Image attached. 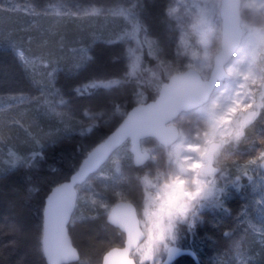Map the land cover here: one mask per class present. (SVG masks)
Returning <instances> with one entry per match:
<instances>
[{
  "label": "trees",
  "instance_id": "1",
  "mask_svg": "<svg viewBox=\"0 0 264 264\" xmlns=\"http://www.w3.org/2000/svg\"><path fill=\"white\" fill-rule=\"evenodd\" d=\"M173 2L0 0V99L37 92L32 70L19 55L22 51L51 68L59 65L57 84L70 110L94 116L89 130L85 126L81 131L63 132L29 164L0 173V264H47L42 248L46 198L78 171L88 153L117 129L130 110L157 99L158 93L137 81L142 69L155 68L158 59L174 60L180 30L169 17ZM126 19L135 26L134 37L123 33ZM136 55L142 63L132 71ZM76 56L78 63L72 66ZM168 80V70L162 66L158 82L165 85ZM103 84L112 86L99 87ZM261 119L264 112L246 130L242 145L249 146L256 136V141L264 144V133L259 136L264 129V125L258 126ZM235 156L241 157L238 153ZM131 160L112 173L109 161L89 183L96 181L99 188L120 193L121 200L114 199L109 207L125 200L135 204L141 214L143 197L137 176L151 170V160L144 168L131 166ZM104 173L107 179H102ZM85 188H79V198ZM213 198L219 203V196ZM243 198L238 195L227 200L224 212H218L219 205L208 207L202 221L191 228L182 226L175 240L178 247L193 250L199 264H216L214 255L228 258L239 250L251 258V264H264V243L256 241L246 222H255L257 213L253 218L244 215ZM108 211L96 218L90 207L80 206L78 200L70 234L81 259L74 264H104L112 250L124 247L125 235L108 224ZM148 239L149 235L143 244H149ZM159 240L151 242L153 247ZM175 264L198 263L184 256Z\"/></svg>",
  "mask_w": 264,
  "mask_h": 264
},
{
  "label": "clouds",
  "instance_id": "2",
  "mask_svg": "<svg viewBox=\"0 0 264 264\" xmlns=\"http://www.w3.org/2000/svg\"><path fill=\"white\" fill-rule=\"evenodd\" d=\"M169 17L180 30L174 60L158 59L155 68L142 69L137 81L158 93L157 103L165 93L173 97L163 121L172 136L151 133L163 150L165 165L137 176L145 235L155 228L161 236L154 244L157 257L167 251L166 241L176 240L182 226H193L205 203L215 196L218 174L226 175L232 162L231 148L245 139L246 130L264 110V0L258 6L252 0H191L190 6L172 9ZM162 66L168 70L167 85L158 82ZM240 74L249 79L233 96L232 85L239 82ZM222 81L229 82L228 91L220 93ZM234 99L248 109L221 124L220 117ZM120 111L115 109L117 114ZM189 143H199L202 152L184 151L181 146ZM183 156L201 159L204 166L183 167L179 163ZM149 160L157 164L160 153L146 151L143 157L132 158L131 166L144 168Z\"/></svg>",
  "mask_w": 264,
  "mask_h": 264
},
{
  "label": "rangeland",
  "instance_id": "3",
  "mask_svg": "<svg viewBox=\"0 0 264 264\" xmlns=\"http://www.w3.org/2000/svg\"><path fill=\"white\" fill-rule=\"evenodd\" d=\"M190 3L191 0H174L171 10L177 7L184 8L190 6ZM252 3L254 6H258L259 0H252ZM123 27L126 28L123 32L126 36H135V26L129 20L123 21ZM119 35L120 33L115 36ZM74 45L76 46V44ZM148 46L151 47V42H149ZM19 55L32 70V74L34 75L33 85L37 92L33 96L19 95L0 99V173H6L22 165L29 164L34 157L40 155L44 148L48 144H52L55 141L54 139L59 137L63 132L67 134L81 131V127L85 126L89 130V126L94 123V116L82 112V114L72 112L66 104V100L57 84L59 65L51 68L49 64H42L34 56L32 59L28 58L22 51H19ZM77 59L76 56V59L72 60L74 63H72V66L78 63ZM141 63L140 56L136 55L133 57L131 70L135 71L139 69ZM239 78L249 79L246 74H240ZM224 82H221L220 86ZM110 86L112 84H103L99 87ZM239 89L235 91L234 96L239 95ZM219 92L223 93L226 91L221 87ZM234 101L220 117L219 122L221 124L229 123L234 114L248 109L247 105H241L235 99ZM217 106H219V102H217ZM263 112L264 110L261 111L260 116ZM262 125H264V119H261L258 123L259 127H262ZM261 133H264V129H261L259 136ZM257 138L258 136L253 137L254 141L249 146L242 145V140L238 145L231 148L232 162L227 166V174L222 176L218 174L217 177L219 190L215 195L220 197L219 203L217 199L213 201L214 198L207 201L202 210H200L199 215L195 218L194 224L199 220L202 221V214L208 207L219 205L220 208H217L218 212H224L227 200L234 199L238 195H244L243 201H245L246 206L244 215L247 218H253V215L257 213L254 216L255 222L246 221L249 222L247 223L248 227L254 231L256 241L264 243V144H259L256 141ZM143 149L153 153H160L158 163L153 164L151 162L150 164L153 172L157 167H164L166 157L157 141H144ZM183 150L188 153H201L202 146L199 143H189L183 146ZM235 153L240 154L241 157L237 158ZM131 159L130 144L127 143L126 146L119 149L112 156L109 162V172L112 173L120 165L126 166ZM185 159L188 162L184 161ZM179 163H182L190 170H192L191 168L197 170L204 166L201 159H192L189 156L181 157ZM105 178L107 179L106 173L102 175V179ZM89 181L84 184L87 191L80 195L79 205L82 207L89 206L97 218L102 211H108L111 208L109 207L111 201L114 199L117 201L121 200L122 196L120 193L113 192L108 188H99L100 184H97L98 182L96 181L90 183ZM242 191L244 193H241ZM148 235L149 244L141 245L133 256L137 264H161L167 256L168 249L172 246L178 247L176 241H166L169 244L167 251L162 252L157 257L151 242L155 239H160V233L153 228ZM210 251L212 252L213 249L210 248ZM239 251L233 252L228 258L225 254L217 257L213 253L215 263L251 264V258L245 252Z\"/></svg>",
  "mask_w": 264,
  "mask_h": 264
},
{
  "label": "water",
  "instance_id": "4",
  "mask_svg": "<svg viewBox=\"0 0 264 264\" xmlns=\"http://www.w3.org/2000/svg\"><path fill=\"white\" fill-rule=\"evenodd\" d=\"M168 83L169 80L165 85ZM172 101L171 94L165 93L160 103L156 99L135 106L117 129L88 153L78 171L68 181L52 189L46 198L43 212L42 248L47 264H74L80 261V253L70 234L79 200V188L100 173L112 156L127 143L130 144L132 158H140L146 152L143 149L144 141L158 142L156 135L151 133L170 138L172 132L163 125V121L171 109ZM102 160L104 162L101 164ZM180 165L185 167L182 163ZM81 177L86 179L82 181ZM107 222L123 233L126 241L123 248L114 249L105 257L104 264H136L131 256L145 241L146 235L135 204L125 200L117 202L111 208ZM184 256L192 257L199 264V258L193 250L177 246L168 249L161 264H175Z\"/></svg>",
  "mask_w": 264,
  "mask_h": 264
},
{
  "label": "bare ground",
  "instance_id": "5",
  "mask_svg": "<svg viewBox=\"0 0 264 264\" xmlns=\"http://www.w3.org/2000/svg\"><path fill=\"white\" fill-rule=\"evenodd\" d=\"M247 80H245L244 78H239V82L237 83V84H233L232 85V87L234 88V89H239V88H244L245 87V82H246ZM229 82L228 81H225L221 86L219 85V89L222 87L223 88V90L224 91H228V89L226 88V85L228 84ZM224 85V86H223ZM234 93H235V91L233 92V96H234ZM233 102H235L234 100H233ZM184 146V145H183ZM183 146H181L182 148H183ZM184 161H186V162H188V160L187 159H185ZM192 170H194V168H191Z\"/></svg>",
  "mask_w": 264,
  "mask_h": 264
},
{
  "label": "flooded vegetation",
  "instance_id": "6",
  "mask_svg": "<svg viewBox=\"0 0 264 264\" xmlns=\"http://www.w3.org/2000/svg\"><path fill=\"white\" fill-rule=\"evenodd\" d=\"M181 164V163H180ZM138 210V209H137ZM138 214H139V217H140V221H142V216H141V214L138 212ZM141 226H142V224H141ZM142 229H143V227H142ZM143 231H144V229H143ZM145 233V232H144ZM146 238H147V236H146ZM146 240V239H145ZM132 257V259L134 260V258H133V255L131 256ZM134 262L136 263V261L134 260ZM137 264V263H136Z\"/></svg>",
  "mask_w": 264,
  "mask_h": 264
}]
</instances>
